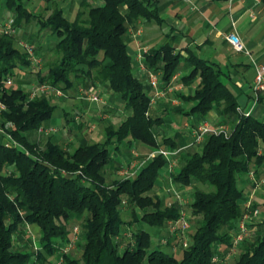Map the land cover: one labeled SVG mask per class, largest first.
I'll use <instances>...</instances> for the list:
<instances>
[{"label": "trees", "instance_id": "16d2710c", "mask_svg": "<svg viewBox=\"0 0 264 264\" xmlns=\"http://www.w3.org/2000/svg\"><path fill=\"white\" fill-rule=\"evenodd\" d=\"M1 1L14 18L16 31L0 33V99L7 105L0 113V124L13 122L10 130L22 147L7 146L0 135V264H57L51 258L72 240L77 222L81 254H58L63 257L61 264H224L226 259H232L229 264H264V217L254 234L239 243L236 255L229 256L233 230L248 210L239 177L253 166L259 177L264 165V120L239 111L238 96L222 79L221 67L191 54L192 70L182 77L185 82L200 78L194 92L183 96L194 103L186 112L193 116L191 126L216 110L223 117L220 122L231 125V132L228 136L209 134L197 144L201 150L194 145L174 155L175 171L170 176L178 184L194 186L188 208L196 223L190 244L176 256L152 247L151 232L132 226L144 222L164 228L181 217L183 205L179 201L164 204L156 192L161 171L169 163L167 157L156 154L137 173L124 178L108 172L111 145L116 151L126 140L155 149L184 146L176 137L158 134L157 127L165 119L151 112L153 86L136 74L128 50L130 26H136L139 19L162 20L157 4L154 0H104L95 5L81 0L75 17L68 18L56 1L50 12L38 13L27 0ZM35 20L40 31L49 29L56 38L57 59L47 62L45 70L33 69L29 53L19 47L18 29ZM181 60L171 43L152 47L145 54L146 67L159 72L161 87L171 83ZM29 72L36 77L30 84L50 82L61 87L65 97L72 90L79 93L80 87L101 85L122 99L129 113L118 125H106L104 141L82 136L73 150L52 135L40 143L35 132L51 118L57 106L54 96L31 99L22 85L8 87L2 81L11 76L25 84L23 76ZM256 207L254 202L251 209ZM124 213L132 219L126 220ZM25 225L38 228L37 248H14Z\"/></svg>", "mask_w": 264, "mask_h": 264}, {"label": "crops", "instance_id": "0c3cea01", "mask_svg": "<svg viewBox=\"0 0 264 264\" xmlns=\"http://www.w3.org/2000/svg\"><path fill=\"white\" fill-rule=\"evenodd\" d=\"M54 1L64 9V13L68 18H74L80 9L81 0H46L45 4L37 5L34 3L33 7L37 10H43L41 12H50L55 4ZM88 1L95 5L104 3V0ZM154 2L159 8L162 20L159 22L139 19L136 26L132 25L128 29L127 43L128 50L136 63L137 70L135 69V72L138 71L139 75L146 79H148L149 69L147 67L143 69L142 64L147 66L145 63V54L152 47L171 43L175 47V52H180L182 55L180 69L171 81L175 85V88L167 92L165 96L157 97L151 103V112L163 116L165 119L157 127V132L160 137L163 135L176 137L183 145L190 141L192 137L190 128L186 127V124L191 123L193 116L187 115L186 112L194 103L185 100L183 96L194 92L200 78L196 77L189 82L182 80V77L192 70V66L188 62L191 54H196L217 63L223 71L222 79L238 96L239 105L245 110H251V114L255 117L264 120V92L260 93L258 102L254 104L252 84L255 69L248 55L242 51H236L227 38L231 30H237L253 55L260 61H264V5L262 2L260 0H154ZM138 29H140V32H138ZM158 39L162 41L161 44L152 45ZM146 47L148 51H145L144 48ZM250 72L253 75L249 78L248 75ZM96 88L99 89L98 86ZM155 91L156 89L154 87L150 89L152 95ZM107 94V97L104 98L105 104H108L109 109L121 117V122L125 118V114L129 113V110L126 109L124 102L117 95L111 92H107ZM80 98L82 99L81 96ZM84 102H89V100L84 99ZM68 105L72 106L69 103ZM75 106L79 107V104ZM90 107H79L80 111H83V117L86 120L83 122V125L89 128L86 129L87 133L85 135L78 133L79 138L84 136L89 140L93 137L92 130L100 128L99 122L93 121L92 119V117L96 116L98 107L91 108V110ZM179 108L182 110H179ZM92 112L95 113L93 114ZM181 114L184 115L185 119L182 121L183 126L178 127ZM79 117L76 116L77 120H79ZM67 118L69 119V113L65 111V119L68 121ZM98 118H100L99 115ZM111 118L108 117L106 119L104 130L110 122L115 125L120 123H115ZM208 119L213 122H220L223 117L216 110H213L208 115ZM79 122L81 123L80 120ZM51 135L58 142L68 137L70 140H74L75 137L71 131L68 132L67 136L64 134L58 136L54 135V133ZM123 143L121 144L120 150L114 152L113 160L108 169L110 175L115 178L126 177L120 170L131 167L133 162L138 159L137 156L140 152L147 154L155 149L144 142L136 140L131 141V143H128L126 140ZM136 152H138V155ZM133 167H131V171H134L132 170L134 169ZM253 168L255 169V167ZM260 170L261 176L259 177L263 180L255 189H253V184L249 182L247 188L250 191L247 193V196H244L243 200V203H245L246 198L252 196V204L254 202L258 203V207H256L259 210L258 214L252 215L249 219V223L252 224L254 232L258 229L259 222L264 217V169L260 167ZM169 180L171 185L174 186L171 177Z\"/></svg>", "mask_w": 264, "mask_h": 264}, {"label": "rangeland", "instance_id": "374dc122", "mask_svg": "<svg viewBox=\"0 0 264 264\" xmlns=\"http://www.w3.org/2000/svg\"><path fill=\"white\" fill-rule=\"evenodd\" d=\"M45 1L46 0H27L26 4L31 9L36 10L38 13L40 9H38V10L35 9L33 7V4L36 3L37 5H39V4L43 5V4H45ZM41 11H43V10H40V12ZM9 14L10 13H9L8 9H6L4 2L0 0V22L5 21L9 17ZM39 26H40V24L35 20L34 22L27 24L23 28V30H21V28H19L18 35H19V40L27 41V42L33 44L35 51H36V48H38V52H36V54L42 58V61L40 64H34L32 68L35 70H37V69L45 70L47 68L45 66V64L47 62H51V61L57 59L58 55L56 54V52L53 49L56 38H55V36L52 35V33L49 29H43L42 32L39 31V29H40ZM38 31H39V34H38ZM46 41H47V43H46ZM161 42L162 41H159V39H158L157 42L152 43V45L153 44L154 45L161 44ZM20 46L23 47L21 44L19 45V47ZM224 61H226V60H224ZM136 74L139 75L138 71H136ZM251 75H253L252 72H250L248 77L250 78ZM19 80L20 79H18V77L13 78V83L10 85H7V86L12 87V86H16L17 84H19V85H22V87H24L26 90H28L33 83H36V81L32 82L31 84L29 83L32 80H36L35 75L31 74L30 72L28 73V75L25 74L23 76V80L27 81V83H25V84L21 83ZM253 80H254V78H253ZM98 88H99V91H100L102 98H106L108 95L107 92H111V91L106 90V88L102 87L101 85L98 86ZM50 96L53 97L54 95H50ZM78 97L80 98L79 93L77 91H73V90H72V93L70 94V96H67L64 98L54 96L53 101H55V103H57V106L55 107L51 118L45 124H43L46 126L57 127L58 131L56 132V134L54 133V135L59 136V135L64 134L67 136L68 132L71 131L72 134H74V136H75L74 140H70L69 137L67 139L61 140V143L63 144V146L67 147L70 150H73L74 148H76L79 145L78 133H80V135H85V133H87L86 129L89 128L85 125H83L82 127H80V125H79V123H80L79 120L83 121V122L86 121L85 117H83L84 116L83 111H80L79 107L91 106L90 110H91V108H97L98 107L97 108V114H96V116L92 117V119H93V121L99 122L100 128L92 130L93 137H92V139L90 138L91 141H104V139L106 137L104 126H105V121L108 117H112L111 119L117 124L120 122V119H121V117L116 112L109 109L108 104H105V102H96V101H90V100H89V102H84L83 98H82L83 99L82 100L81 98L79 99ZM64 100H66V101H64ZM68 103L72 106H69ZM77 104H79V107L75 106ZM65 111H67L69 113V119L70 120L72 117H75V120L67 121L65 119ZM92 113L94 114L95 112H92ZM98 115L100 118L97 119ZM125 115H127V113ZM76 116H80L79 120H77ZM105 117H107V118H105ZM184 119H185L184 115L181 114L179 117V121H178V123H179L178 127H181L182 121ZM35 135L38 137V140L40 141V143H43L48 138V136L50 134L41 135L37 131V132H35ZM262 148H264V144L262 145ZM110 149L112 151V154H114V152L116 151L114 148V145H111ZM196 149L201 150L202 145H197ZM137 151L140 152L139 150H137ZM140 153L137 156L138 159L144 158L149 154V153H147V154H145V153L140 154ZM253 167H255V169H257V166H253ZM261 168L264 169V165H262ZM170 175L171 174H170V171L168 170V168L164 167L161 171V174H160L159 187L157 188L156 192L158 193V195L163 197L164 204H171L174 201H179L178 193H181L180 195H182V197H184V200H185L184 204L181 203L183 205L182 209L186 211L187 219L190 223V227L188 228V230L178 231L175 234H171L170 224H169L170 221L168 222V224L164 228H157V227L151 226L150 224H147L144 222H139L138 224H134L132 226L134 229L142 227V228L151 232L152 238H153L152 247H159V248L163 249L165 252L175 254L176 256H181V250H179V249L183 246H187L190 244L192 234L196 229V223L190 217L191 215H190V211L188 208L189 202L193 200L194 186L193 185H181V184L176 183L172 179V182L174 183V186H173V185H171L170 180H169V178L171 177ZM249 182L250 181L248 179V175L245 174V175H242L239 177V186L244 189V196H247V193L250 191L247 188L249 185L248 184ZM260 201L263 202L262 199H260ZM245 206L246 205H244V207ZM138 213L141 214V211L138 210ZM124 214H125L124 216H125L126 220L129 221L132 219L131 216L128 215L127 213H124ZM75 225H78L80 227L78 222ZM25 226L26 227H23V230H22V233L20 234V237L16 236L17 239L15 241L14 248H18L19 246H23V247H25V249L31 250V248H34V247L40 245L38 228L31 226V225H25ZM128 229H130V228H128ZM128 231H130V230H128ZM252 234H254V230H253L252 225L249 224V235H252ZM34 235H35V238L33 237ZM130 238H131V236L127 234V239H130ZM163 238H166L168 240L167 243L163 242V240H162ZM186 242H187V244H185ZM235 250L236 251H234V250L232 251L231 257H234L236 255L237 250H238L237 247ZM75 251H76L77 255L81 254L80 250L77 251V249H76ZM75 251H73V253H75ZM58 254H61V252H59V253L57 252L51 258V261L54 260V263L59 261L61 256L58 258ZM231 260L232 259H226L223 263L229 264L231 262ZM47 264H49V262Z\"/></svg>", "mask_w": 264, "mask_h": 264}, {"label": "built area", "instance_id": "2783aa9c", "mask_svg": "<svg viewBox=\"0 0 264 264\" xmlns=\"http://www.w3.org/2000/svg\"><path fill=\"white\" fill-rule=\"evenodd\" d=\"M14 18L9 15V17L3 21L0 22V33L3 32H14L16 29L14 28ZM138 32H140V29H138ZM227 38L229 42L231 43L232 47L236 51H242L246 53L249 57L250 62L252 63L254 69H255V75L253 80V91H254V104H256L259 100L260 93L264 92V61H260L256 56L253 55L249 47L246 45L245 41L242 39L240 34L237 30H231ZM19 43L27 50V52L30 55V58L32 60L33 65L34 64H40L42 61V58L36 54L34 45L23 40H19ZM145 51H148V48H144ZM142 68L146 69V66L142 64ZM27 70V69H26ZM22 74V72H21ZM175 77V76H174ZM148 80L152 84V86L156 89L155 93L152 95L151 103H153L157 97L165 96L167 92L172 91L175 88V85L171 82L168 84L166 88L161 87L160 85V74L159 72H155L152 70H149L148 73ZM2 81L6 85H10L13 83V77L8 76L2 78ZM29 93V98H35L38 96H58V97H65L67 94L65 91L59 87L56 86L50 82H40L37 81L36 83H33L31 87L27 90ZM79 95L82 98H85L90 101H96V102H105L104 98L101 97L99 89H97L95 86L90 87H80ZM7 108L6 103L0 99V113ZM239 111L244 115H251V110H245L240 105L238 106ZM186 127L190 128L191 131V139L188 141L184 146H181L177 149H168V148H157L154 149L152 152H150L146 157L137 159L133 162L131 167L134 165V171H131V167L122 168L120 171L122 174H124L126 177L135 174V172L140 168L143 167L146 162H148L149 159H151L156 154H163L167 157L169 163H168V170L169 171H175V158L174 155H176L182 148L194 146L197 144H200L204 141L205 137L209 134H224L225 136H228L231 132V125L229 123H223V122H213L210 119L201 121L197 126H191V123H187ZM14 127V124L12 121H7L5 123L0 124V135H2L5 138V143L7 146H21L22 144L19 143L13 136L11 132V128ZM58 131V128L55 126H46L41 125L38 129L39 134H53ZM138 155V153L136 152ZM136 166V169H135ZM248 179L250 180V183L253 184V189H255L260 182L263 180L261 177H257L255 169H251L248 173ZM181 193H178V199L179 202L184 204L185 200ZM252 197V196H251ZM250 198H246V201L244 205L248 209L243 218L237 222L236 228L233 230V246L231 247V252L229 256H231L232 251H236V247L239 245L240 242H242L245 238L249 236V219L252 215L258 214V209L252 207V200ZM170 232L171 234H175L178 231H186L190 227V223L187 219L186 211H182V215L180 218L176 220H170ZM35 238V235L33 236ZM80 237V227L78 225H75L73 228V237L72 240L67 243L63 244L59 252L61 254L68 253L75 251L77 249V242ZM163 242H167L168 240L166 238L162 239ZM187 244V242L185 243ZM37 248V246H36ZM63 261V257L61 256L60 260L57 262V264H61Z\"/></svg>", "mask_w": 264, "mask_h": 264}]
</instances>
